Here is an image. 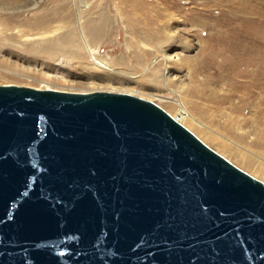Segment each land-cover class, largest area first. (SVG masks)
<instances>
[{"label": "water", "instance_id": "95a60500", "mask_svg": "<svg viewBox=\"0 0 264 264\" xmlns=\"http://www.w3.org/2000/svg\"><path fill=\"white\" fill-rule=\"evenodd\" d=\"M0 264H264V182L151 100L0 83Z\"/></svg>", "mask_w": 264, "mask_h": 264}, {"label": "rangeland", "instance_id": "374dc122", "mask_svg": "<svg viewBox=\"0 0 264 264\" xmlns=\"http://www.w3.org/2000/svg\"><path fill=\"white\" fill-rule=\"evenodd\" d=\"M18 3L13 24L20 31H0L1 44L10 46L0 49V83L120 91L151 100L208 147L264 182V173L258 171L264 168L259 145L263 137L258 134L264 123V93L255 83L264 76V0ZM101 14L102 33L91 39L86 24ZM56 26L58 32L45 33V39L73 27L76 43L63 45L72 52L64 55L56 50L52 57H44L25 50L41 47L38 27ZM80 26L106 68L91 61ZM12 32L16 38H7ZM221 141L232 152L221 148Z\"/></svg>", "mask_w": 264, "mask_h": 264}, {"label": "bare ground", "instance_id": "6f19581e", "mask_svg": "<svg viewBox=\"0 0 264 264\" xmlns=\"http://www.w3.org/2000/svg\"><path fill=\"white\" fill-rule=\"evenodd\" d=\"M18 2H19V0H0V31H4V32L13 31V30L16 31V32H19L20 31V30L17 29V27H18L17 24H13L14 18H16V15H15L14 11H16L15 10L16 7L20 5ZM143 14H144V12H143ZM103 18H104V16H103V14H101L98 19H96V20H89L88 24H86V25H88V26H86V30H87L86 32H88V34L91 37V39L95 38L94 36H96V37L99 36L100 33H102L101 31L103 29V22H101V19H103ZM77 20H78V23L80 25V23H81L80 22V20H81V18H80V11H78V13H77ZM37 25H39V24H37ZM44 28H46V29H44ZM51 28H53V27H51ZM59 29H60V26H56L52 30H50L47 27H38L37 28V30H38L37 31V33H38V36L37 37H39V40L37 41V46H41V47H36V48L26 47L25 50L27 52L28 51H30V52L33 51L32 52L33 54H34V52L35 53L41 52V54L43 53L44 57H46V56L52 57L54 55V53H55L56 50L57 51H60L61 54H64V55L67 54V53L72 52V51L69 50V48H67V49L64 48L63 45H65V43H67L68 45L74 44V42L76 43V39H75V34L76 33H75V30L73 29V27L69 29V32H66V33H63L62 32L61 34H59V35H57V36H55L53 38L50 37L48 39H45V38H47V37H45L46 36L45 33H50V35H51V34L57 33ZM82 29L83 28H81V26H80V30H79L80 31V35L82 37V40L84 42V45H85L88 53H89V56H90L91 61L95 65H97V66H102V67H105L106 68V64L103 63L101 60H99L95 56L94 50L91 49V47H90V45H89V43H88V41L86 39V36L84 34V31ZM40 30H42V31H40ZM13 33H15V32L8 33L10 36L9 37L7 36V38H16V35L13 34ZM18 34H17V36H18ZM21 35H22V33H21ZM1 36L3 37V35H1ZM3 38H5V37H3ZM6 46L7 47H10L9 45H3L0 42V49L2 47H6ZM73 52H74V54L76 53V51H73ZM41 54H40V56H41ZM75 55H77V54H75ZM37 57H38V55H37ZM261 80L260 81L259 80H255V83H256V85H258V84L260 85V88L262 89V92L264 93V76L262 77ZM38 88H40V87H38ZM43 88L53 89L50 86H45ZM56 90H58V89H56ZM79 92H83V91H79ZM198 123L201 124L200 122H198ZM258 134L261 135V137H263V139L261 140V142H259V145L261 147H263V150H264V123H261L260 124V129L258 130ZM210 139H213L214 141H217V139H215V138H210ZM220 147L223 148L225 151L232 152L231 147H229L225 142H222L221 141L220 142ZM236 153L233 152L234 155H237ZM241 158H242V160L245 163L250 164V161L249 160L245 159L244 157H241ZM258 171L261 172V173H264V168L263 167H258Z\"/></svg>", "mask_w": 264, "mask_h": 264}]
</instances>
